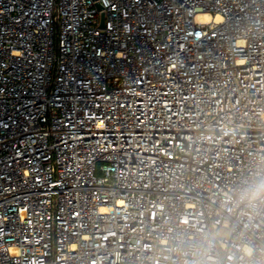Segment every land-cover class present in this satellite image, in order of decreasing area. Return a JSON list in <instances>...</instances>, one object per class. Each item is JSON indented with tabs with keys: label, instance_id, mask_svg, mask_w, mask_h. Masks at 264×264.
<instances>
[{
	"label": "built area",
	"instance_id": "obj_1",
	"mask_svg": "<svg viewBox=\"0 0 264 264\" xmlns=\"http://www.w3.org/2000/svg\"><path fill=\"white\" fill-rule=\"evenodd\" d=\"M261 183L264 0H0V264H264Z\"/></svg>",
	"mask_w": 264,
	"mask_h": 264
},
{
	"label": "clouds",
	"instance_id": "obj_2",
	"mask_svg": "<svg viewBox=\"0 0 264 264\" xmlns=\"http://www.w3.org/2000/svg\"><path fill=\"white\" fill-rule=\"evenodd\" d=\"M261 192H264V183H261L257 185L253 190H252V195L256 196L259 195Z\"/></svg>",
	"mask_w": 264,
	"mask_h": 264
},
{
	"label": "bare ground",
	"instance_id": "obj_3",
	"mask_svg": "<svg viewBox=\"0 0 264 264\" xmlns=\"http://www.w3.org/2000/svg\"><path fill=\"white\" fill-rule=\"evenodd\" d=\"M199 19H201V20H209L210 19V16L208 15V14H200L199 15ZM220 18L219 17H217V20H219Z\"/></svg>",
	"mask_w": 264,
	"mask_h": 264
},
{
	"label": "rangeland",
	"instance_id": "obj_4",
	"mask_svg": "<svg viewBox=\"0 0 264 264\" xmlns=\"http://www.w3.org/2000/svg\"><path fill=\"white\" fill-rule=\"evenodd\" d=\"M227 236H229V232L228 231L222 234V237H227Z\"/></svg>",
	"mask_w": 264,
	"mask_h": 264
},
{
	"label": "water",
	"instance_id": "obj_5",
	"mask_svg": "<svg viewBox=\"0 0 264 264\" xmlns=\"http://www.w3.org/2000/svg\"><path fill=\"white\" fill-rule=\"evenodd\" d=\"M101 8V6H99ZM116 264H131V263H119V262H116Z\"/></svg>",
	"mask_w": 264,
	"mask_h": 264
}]
</instances>
